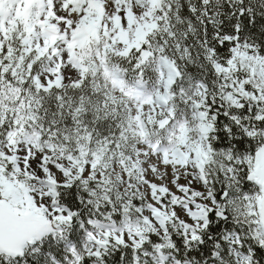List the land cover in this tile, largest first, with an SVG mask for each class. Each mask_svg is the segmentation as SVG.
Segmentation results:
<instances>
[{"label": "snow or ice", "instance_id": "obj_1", "mask_svg": "<svg viewBox=\"0 0 264 264\" xmlns=\"http://www.w3.org/2000/svg\"><path fill=\"white\" fill-rule=\"evenodd\" d=\"M0 264H264V0H0Z\"/></svg>", "mask_w": 264, "mask_h": 264}]
</instances>
